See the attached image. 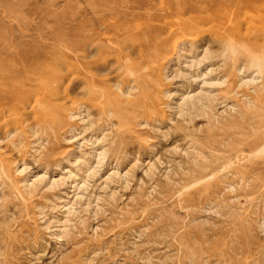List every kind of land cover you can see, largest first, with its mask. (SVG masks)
I'll return each mask as SVG.
<instances>
[{"label": "rangeland", "instance_id": "obj_1", "mask_svg": "<svg viewBox=\"0 0 264 264\" xmlns=\"http://www.w3.org/2000/svg\"><path fill=\"white\" fill-rule=\"evenodd\" d=\"M174 1L0 0V264H264V0Z\"/></svg>", "mask_w": 264, "mask_h": 264}, {"label": "bare ground", "instance_id": "obj_2", "mask_svg": "<svg viewBox=\"0 0 264 264\" xmlns=\"http://www.w3.org/2000/svg\"><path fill=\"white\" fill-rule=\"evenodd\" d=\"M201 1V0H199ZM230 1V0H229ZM193 0H175L172 4L167 5V12L168 14L174 15L176 19L172 22L171 25L168 27H174L175 33L173 34L174 37H177V40L181 39H196L201 35V31L198 28L200 24L205 25V20L202 18H198L193 16L195 12L197 11H203L205 14L210 13H216L218 11H223L225 9H222L220 0H208L206 1L207 4L203 1L205 4H201L198 2V6L193 5ZM224 2L227 1H222ZM241 3V1L238 0V3ZM192 3V4H191ZM230 2H228L229 4ZM239 6V4H237ZM226 6V5H224ZM237 6V7H238ZM225 8V7H223ZM199 11V12H200ZM260 11L259 9H255V12ZM198 12V13H199ZM201 14V13H200ZM262 14V13H261ZM170 15V16H171ZM207 21V20H206ZM170 22V21H169ZM211 22H214L212 20ZM189 40V42L192 44V42ZM194 41V40H193ZM2 80H0L1 82ZM5 82V81H4ZM1 86V84H0ZM8 86V85H7ZM5 87V85H4ZM10 88V87H9ZM13 88V87H12ZM18 88V87H17ZM17 88H15L17 90ZM14 89V88H13ZM12 89V90H13ZM5 91L0 89V112H5L9 115L14 114L16 111V107L10 106L11 103L15 104V102H18L20 104H24V101L29 100V98H25L26 94L23 90L19 91ZM24 97V98H23ZM30 97V96H27ZM37 99H39V96H36Z\"/></svg>", "mask_w": 264, "mask_h": 264}]
</instances>
